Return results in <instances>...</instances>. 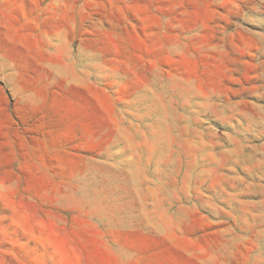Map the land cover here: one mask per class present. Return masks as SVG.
Segmentation results:
<instances>
[{"label": "rangeland", "instance_id": "1", "mask_svg": "<svg viewBox=\"0 0 264 264\" xmlns=\"http://www.w3.org/2000/svg\"><path fill=\"white\" fill-rule=\"evenodd\" d=\"M0 59V264H264V0H63Z\"/></svg>", "mask_w": 264, "mask_h": 264}, {"label": "crops", "instance_id": "2", "mask_svg": "<svg viewBox=\"0 0 264 264\" xmlns=\"http://www.w3.org/2000/svg\"><path fill=\"white\" fill-rule=\"evenodd\" d=\"M63 43V0H0V59L44 57Z\"/></svg>", "mask_w": 264, "mask_h": 264}]
</instances>
